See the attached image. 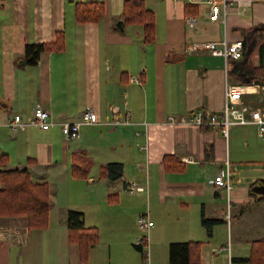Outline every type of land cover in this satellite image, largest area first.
Listing matches in <instances>:
<instances>
[{
    "label": "crops",
    "instance_id": "1",
    "mask_svg": "<svg viewBox=\"0 0 264 264\" xmlns=\"http://www.w3.org/2000/svg\"><path fill=\"white\" fill-rule=\"evenodd\" d=\"M93 1L104 4L103 18L75 22L74 3ZM205 1L144 0L156 21L155 41L147 44L139 25L112 29L123 0H0V154L7 157L1 168H26L33 183L48 185L50 202L44 229L0 217V264H142L134 240L136 218L144 213L154 222L150 264L151 256L152 264H168L171 242H201V264H245L250 242L264 238V202L248 194L252 183L264 179V163L243 159L235 144L243 132L241 147L249 145L245 135L254 126H233L225 138L218 127L179 120L201 109L221 113L227 86L248 87L242 102L264 107L261 85L227 81L223 56L188 50L241 41V30L264 25V0H225L218 21L209 20ZM186 5L194 10L188 14L196 19L193 29L185 24ZM58 31L65 33V50L42 52L36 63H27L25 45L52 42ZM35 102L56 123L78 119L86 107L98 121L82 126L73 140L58 126L11 132L2 124L7 113L28 120ZM114 112H128L129 124L112 125ZM165 155L177 156L184 170L166 172ZM226 161L232 168L228 192L213 183ZM109 163L122 164L119 178L99 175ZM71 165L87 168V177L72 176ZM129 182L144 191L128 192ZM68 210L82 212L84 225L99 231L85 263L68 241ZM202 217L215 221L209 232Z\"/></svg>",
    "mask_w": 264,
    "mask_h": 264
},
{
    "label": "trees",
    "instance_id": "2",
    "mask_svg": "<svg viewBox=\"0 0 264 264\" xmlns=\"http://www.w3.org/2000/svg\"><path fill=\"white\" fill-rule=\"evenodd\" d=\"M185 8L187 15L194 13V10L191 11L192 6L186 5ZM104 11V4L99 1L74 3V19L80 24L99 22L103 18ZM128 24L142 27L144 43L149 44L155 41V15L145 6L144 0H123L121 14L111 26L114 31H122ZM241 33L240 57L227 59V81L235 85H264V25L258 24L243 29ZM64 50L65 33L58 31L52 42L26 44L23 58L27 59V63L34 64L42 52ZM256 53L259 55V62L254 64L253 58ZM0 107H3L2 101H0ZM201 111L206 117L208 113L204 109ZM6 162V155L0 154V217L23 218L29 229L46 228L50 208L48 185L33 183L26 168L2 169L1 165ZM162 165L163 169L169 173H180L185 167L175 155L163 156ZM70 172L74 177L86 178L88 169L71 165ZM121 172L122 164L109 163L100 168L99 175L114 180L121 176ZM259 186L264 187V179H258L252 183L248 194L255 201L264 202V193L258 192ZM83 218L82 212L68 210L65 223L68 241L77 245L79 259L85 263L91 248L99 242V231L96 227L85 226ZM213 223L215 221L202 217V224L208 232ZM135 247L140 252V249ZM200 253L201 242H171L168 246V264H201ZM241 261L245 264H264V238L251 241L250 253L247 257L241 258Z\"/></svg>",
    "mask_w": 264,
    "mask_h": 264
},
{
    "label": "built area",
    "instance_id": "3",
    "mask_svg": "<svg viewBox=\"0 0 264 264\" xmlns=\"http://www.w3.org/2000/svg\"><path fill=\"white\" fill-rule=\"evenodd\" d=\"M191 1V0H186ZM220 2H222V9L220 8ZM225 0H206L208 5V18L210 21H218L225 16ZM222 18V19H223ZM185 24L187 28L193 29L196 25V19L192 15H187L185 18ZM220 46V47H218ZM241 41H236L231 44H227L226 41H222L219 44L215 42H204L199 44H193L188 48L192 50H209L213 55L223 56L225 60L228 58H239L241 54ZM131 81H137L131 78ZM260 86V84H254ZM264 91V85L260 86ZM248 92V87H236L227 86L224 94V104L221 113H208L204 117L201 110L194 111L188 118L179 120V123H185L189 125H195L198 127L203 126H215L220 129L222 135L227 138L229 129L233 126H254L257 134L264 136V107H252L247 103H243V95ZM97 116L95 112L86 107L81 112L78 119L74 121H64L56 123L51 119L50 114L44 109L40 102H35L31 116L28 120H24L20 114H6L4 117L3 125L11 132H16L19 129H23L26 126H34L42 130H48L53 126H58L62 135L69 140L77 139L79 137V131L82 126L97 123ZM168 121L174 123V120L169 117ZM112 125H126L129 124V113L124 112L121 116L119 113H113ZM232 181V168L226 161L224 167L215 175L213 183L228 192L231 189ZM126 190L130 193L144 191L143 187L138 186L135 182H129ZM136 224L139 230L142 232L134 241V245L140 249L142 257V264H150L149 255V230L154 226L153 222L147 213L140 214L136 219ZM220 250V249H218ZM217 250V251H218Z\"/></svg>",
    "mask_w": 264,
    "mask_h": 264
},
{
    "label": "rangeland",
    "instance_id": "4",
    "mask_svg": "<svg viewBox=\"0 0 264 264\" xmlns=\"http://www.w3.org/2000/svg\"><path fill=\"white\" fill-rule=\"evenodd\" d=\"M264 96V95H263ZM261 102V99H260ZM243 132L238 133V141L235 144L236 152L242 156L243 159H253L256 161V163H264V139L260 138V136L257 134L256 128L254 127L253 134L250 136H247V141L249 145H246L243 143V148L241 147L242 140H246L243 137ZM245 160V161H246ZM247 163V162H245ZM137 219V218H136ZM150 220L153 222V220L150 218ZM154 224V222H153ZM138 227V226H137ZM139 230V228H138ZM142 232L139 230L140 235ZM135 241V240H134ZM151 264H152V256H151Z\"/></svg>",
    "mask_w": 264,
    "mask_h": 264
},
{
    "label": "water",
    "instance_id": "5",
    "mask_svg": "<svg viewBox=\"0 0 264 264\" xmlns=\"http://www.w3.org/2000/svg\"><path fill=\"white\" fill-rule=\"evenodd\" d=\"M29 59H31V57H29Z\"/></svg>",
    "mask_w": 264,
    "mask_h": 264
}]
</instances>
